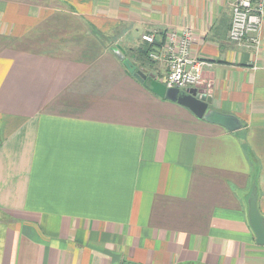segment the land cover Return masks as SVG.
Returning a JSON list of instances; mask_svg holds the SVG:
<instances>
[{"label": "crops", "instance_id": "obj_1", "mask_svg": "<svg viewBox=\"0 0 264 264\" xmlns=\"http://www.w3.org/2000/svg\"><path fill=\"white\" fill-rule=\"evenodd\" d=\"M234 2L0 0V264H264V22L232 43ZM184 28L194 88L239 129L125 65L162 83L149 53Z\"/></svg>", "mask_w": 264, "mask_h": 264}, {"label": "built area", "instance_id": "obj_2", "mask_svg": "<svg viewBox=\"0 0 264 264\" xmlns=\"http://www.w3.org/2000/svg\"><path fill=\"white\" fill-rule=\"evenodd\" d=\"M263 22L264 0H235L229 40L234 44L246 42L259 47ZM142 39L149 45H154V35L146 34ZM192 40V30L184 28L180 34L172 37L169 47L149 53L150 59L162 61L168 68L167 76L162 82L166 88L184 91L198 86L203 67L208 66V63L191 56Z\"/></svg>", "mask_w": 264, "mask_h": 264}, {"label": "water", "instance_id": "obj_3", "mask_svg": "<svg viewBox=\"0 0 264 264\" xmlns=\"http://www.w3.org/2000/svg\"><path fill=\"white\" fill-rule=\"evenodd\" d=\"M125 65L152 93L190 110L197 118L211 124L220 125L229 131L237 130L241 127V124L235 117L219 113L210 108L211 97L203 94L197 88H190L184 91L176 88H166L163 83L155 79L154 75H146L142 70H137L128 61L125 62ZM249 218L250 225L257 236V242L264 245V218L257 208L256 194H253L250 200Z\"/></svg>", "mask_w": 264, "mask_h": 264}]
</instances>
